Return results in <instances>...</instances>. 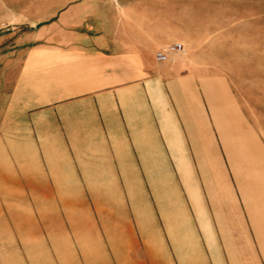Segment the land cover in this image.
<instances>
[{
	"label": "crops",
	"instance_id": "obj_1",
	"mask_svg": "<svg viewBox=\"0 0 264 264\" xmlns=\"http://www.w3.org/2000/svg\"><path fill=\"white\" fill-rule=\"evenodd\" d=\"M263 99L264 0H0L3 226L32 196L144 197L99 251L0 264H264Z\"/></svg>",
	"mask_w": 264,
	"mask_h": 264
},
{
	"label": "rangeland",
	"instance_id": "obj_2",
	"mask_svg": "<svg viewBox=\"0 0 264 264\" xmlns=\"http://www.w3.org/2000/svg\"><path fill=\"white\" fill-rule=\"evenodd\" d=\"M253 111L254 125L264 130V105ZM177 182L180 187V180ZM148 197L155 202L153 195ZM143 201L144 197L139 194H62L46 195L43 199L32 196L27 211L3 213L11 226H3L4 220L0 218V252H25L31 257L41 251H99L102 249L99 235L107 233V227H102L104 221L123 217L126 214L124 208L130 209L128 213L132 217L135 212L130 204ZM40 260L28 258L27 262L36 264Z\"/></svg>",
	"mask_w": 264,
	"mask_h": 264
},
{
	"label": "built area",
	"instance_id": "obj_3",
	"mask_svg": "<svg viewBox=\"0 0 264 264\" xmlns=\"http://www.w3.org/2000/svg\"><path fill=\"white\" fill-rule=\"evenodd\" d=\"M182 46L178 42L167 44L164 48L157 51L155 59L158 61H173L178 54L182 53Z\"/></svg>",
	"mask_w": 264,
	"mask_h": 264
}]
</instances>
